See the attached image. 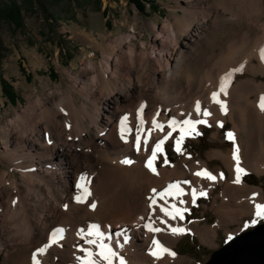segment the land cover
Masks as SVG:
<instances>
[{"label":"bare ground","instance_id":"obj_1","mask_svg":"<svg viewBox=\"0 0 264 264\" xmlns=\"http://www.w3.org/2000/svg\"><path fill=\"white\" fill-rule=\"evenodd\" d=\"M183 1L151 55L128 36L90 60L72 90L28 96L0 127V158L18 174L0 172V264H182L174 247L191 229L213 244L224 216L264 215L263 189L237 182L240 171L264 175V83L247 77L264 75V12L249 6L243 32L209 54L201 42L222 18ZM200 119L215 138L230 124L241 160L232 147L208 153L215 170L203 159L157 168L175 123L188 137ZM212 194L216 226L187 225L182 207Z\"/></svg>","mask_w":264,"mask_h":264},{"label":"rangeland","instance_id":"obj_2","mask_svg":"<svg viewBox=\"0 0 264 264\" xmlns=\"http://www.w3.org/2000/svg\"><path fill=\"white\" fill-rule=\"evenodd\" d=\"M42 1L45 3L38 0H0V7L17 3L22 16L21 26L0 22V79L17 98L12 102L7 100L0 80V127L10 126L15 112H21L26 107L28 96L44 99L48 96L46 101H51L58 97L59 90L63 95L66 90H72L75 75L88 70L90 60L101 61L102 51L116 49L120 40L124 41L128 36L136 46L145 45L146 52L150 54L157 33L165 36L167 32V29H163L165 21H171L173 16H181L175 7L185 5L183 0H140L145 7L140 12L128 0ZM200 4L204 15L211 17L220 14L222 18L201 42L202 48L209 54L221 53L235 32H243L249 6L264 12V0H200ZM262 19L264 21V14ZM191 32H188L189 36ZM239 64L241 62L236 65ZM192 65L188 61V68L191 69ZM88 72L89 76L91 72ZM247 77L264 83V75L253 76L247 72ZM244 78L239 76L241 80ZM120 80L124 82L125 77H120ZM261 108H264V104ZM165 112L171 117L170 109ZM197 123L198 126L189 124L188 137L179 136L185 128L183 122L175 123L177 134L163 148L157 168L176 162L191 165L201 159L208 161L207 155L211 151H228L232 147L241 160L239 138L231 132L230 124L222 125L219 137L215 138L216 126H206L202 119ZM168 127L159 126V131L164 132ZM57 155L60 156V152ZM208 164L212 170L222 166L220 161L214 160L208 161ZM4 170L8 171L7 179L18 177L0 158V172ZM229 178L227 172L226 179ZM237 182L260 186L264 191V175L240 171ZM221 190L222 187L218 186L214 194ZM214 194L199 196L190 205L182 207L187 225L198 221L201 225L216 226L218 216L210 207ZM244 215L243 219H240L242 214H236L234 218L224 216L226 222L218 226L213 244L202 243L192 229L184 234L174 247L175 253L184 258L182 264H205L213 251L233 237L264 223V215L260 218L251 212Z\"/></svg>","mask_w":264,"mask_h":264},{"label":"water","instance_id":"obj_3","mask_svg":"<svg viewBox=\"0 0 264 264\" xmlns=\"http://www.w3.org/2000/svg\"><path fill=\"white\" fill-rule=\"evenodd\" d=\"M205 264H264V223L233 237Z\"/></svg>","mask_w":264,"mask_h":264},{"label":"trees","instance_id":"obj_4","mask_svg":"<svg viewBox=\"0 0 264 264\" xmlns=\"http://www.w3.org/2000/svg\"><path fill=\"white\" fill-rule=\"evenodd\" d=\"M39 3H45L42 0H38ZM129 3H132L136 9L140 12H143L145 10L144 5L141 3L140 0H128ZM152 6V4H150ZM4 21L7 24L15 25V26H21L22 25V16H21V9L17 5V3L12 2L10 5H6L3 7H0V22ZM1 80L2 89L4 90V93L7 97V100L12 102L17 100L16 96L11 93L12 89L10 87H7V85Z\"/></svg>","mask_w":264,"mask_h":264}]
</instances>
